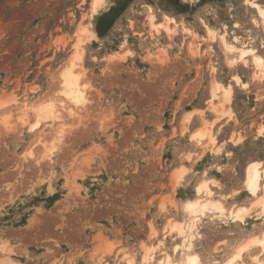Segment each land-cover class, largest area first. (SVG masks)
Instances as JSON below:
<instances>
[{
    "label": "rangeland",
    "instance_id": "1",
    "mask_svg": "<svg viewBox=\"0 0 264 264\" xmlns=\"http://www.w3.org/2000/svg\"><path fill=\"white\" fill-rule=\"evenodd\" d=\"M247 1L264 5L103 0L92 13L91 0H0V264H141L144 248L152 264L165 255L177 263L182 253L225 264L260 236L257 209L243 222L202 217L188 252H173L181 239L166 228L184 221L182 205L202 181L215 182L213 197L226 211L254 201L242 181L248 163L264 166V134H257L264 82L252 79L249 58L229 66L218 37L206 39L204 28L242 39L264 58V31ZM150 9L157 23L176 22L173 33L150 30ZM75 41L89 101L30 131L32 113L22 125L21 108L58 99V72ZM214 82L232 86L224 114L213 111L221 110L220 99L209 102ZM204 122L213 123L214 145L190 137ZM60 126L62 144L42 159L37 140L55 141ZM181 167L187 171L175 180ZM247 255L238 264H251Z\"/></svg>",
    "mask_w": 264,
    "mask_h": 264
},
{
    "label": "bare ground",
    "instance_id": "2",
    "mask_svg": "<svg viewBox=\"0 0 264 264\" xmlns=\"http://www.w3.org/2000/svg\"><path fill=\"white\" fill-rule=\"evenodd\" d=\"M103 0H91V12H95L102 4ZM249 7L256 13V17L259 20V25L264 31V5H259L255 1H247ZM148 26L151 31L158 34L161 30L170 34L173 33L177 24L173 19L164 17L163 22L157 23L155 17L152 14V10L148 14ZM206 39L210 41H216L218 37L219 44L221 45L225 55L226 61L229 66H235L237 64L246 65L248 58L254 68L252 79L254 82H264V58L259 56L255 49L246 46L239 41L238 38L233 37L228 40L226 32L218 34L215 30L207 25H204ZM188 36L192 37L193 32L185 25L181 27ZM83 31V30H82ZM89 37L95 38V34L92 31H87ZM77 39V38H76ZM76 42V41H75ZM192 43V42H191ZM78 41L73 44L74 51L67 62L62 65L58 72L57 80V94L58 99L35 101L31 104H23L21 111L22 115L19 116L20 124L25 125L27 123L26 111H31L33 122L29 126L30 131H34L41 123H58L61 119L63 111L72 116L74 109H83L88 103V94L90 90L89 84L83 79L84 69L82 66L81 54L78 53ZM113 55H111L112 57ZM115 56V54H114ZM232 81L236 86L242 89H247L248 85L242 82L238 75L232 76ZM232 86L230 84L223 85L218 82H214L210 89L209 102L212 103L215 99H220V108L217 110L213 105V111L215 113L224 114L227 103L231 101ZM52 98V97H51ZM48 99V98H47ZM60 103V104H59ZM58 104V105H57ZM213 104V103H212ZM3 105L0 104V107ZM20 112V111H19ZM5 117V116H4ZM3 117V122L7 124L6 119ZM8 118V117H7ZM211 123L204 122L203 127L197 129L191 134V139H194L198 144H202L203 141H208L214 145V138L211 136ZM209 125V126H208ZM59 129L56 132L57 137L54 138L49 144L44 140H37L36 144L41 145L43 152L42 159H49V156L56 150L57 145L63 142L65 136V128ZM257 134H264V126L257 129ZM240 139H237L235 143H238ZM62 144V143H61ZM39 147V146H38ZM28 154L31 155V149ZM39 163V162H38ZM186 168L181 167L173 172L175 180H179L186 172ZM211 185H215L214 181H202L195 187V199L187 200L182 205V211L184 214V221L168 222L166 228L167 233H174L181 239V244L173 248V252L177 253L178 250L189 251L192 247V243L196 238V224L202 217L211 216L220 220L228 219L231 222H243L250 214L252 209H257V218L264 222V166L260 161H253L246 165L243 176V189L246 193L254 198V201L250 207H233L229 211L223 207L219 200H216L213 195V191L210 188ZM257 249L256 252H249L251 249ZM141 258V264H152L153 256L151 249L144 248ZM182 253V252H181ZM246 253L250 258L251 264H264V231L260 236L250 238L245 243L239 245L233 254L226 260L225 264H238L241 261L242 255ZM179 262L174 263L169 255L163 256L158 260L156 264H200V259L195 254L182 253ZM126 264H132V261L127 260Z\"/></svg>",
    "mask_w": 264,
    "mask_h": 264
}]
</instances>
